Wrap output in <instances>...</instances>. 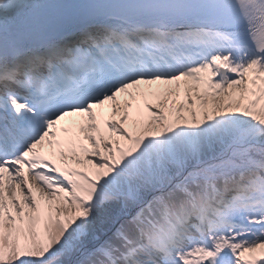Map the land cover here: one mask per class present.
<instances>
[{
    "label": "snow or ice",
    "instance_id": "obj_1",
    "mask_svg": "<svg viewBox=\"0 0 264 264\" xmlns=\"http://www.w3.org/2000/svg\"><path fill=\"white\" fill-rule=\"evenodd\" d=\"M0 264H264V0H0Z\"/></svg>",
    "mask_w": 264,
    "mask_h": 264
}]
</instances>
